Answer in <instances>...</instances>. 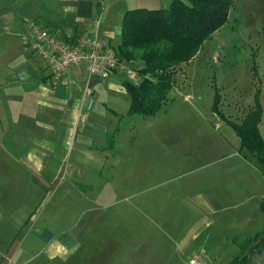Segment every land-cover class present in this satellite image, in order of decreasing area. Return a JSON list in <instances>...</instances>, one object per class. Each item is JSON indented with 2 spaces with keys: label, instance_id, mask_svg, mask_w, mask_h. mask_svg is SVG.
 Instances as JSON below:
<instances>
[{
  "label": "rangeland",
  "instance_id": "374dc122",
  "mask_svg": "<svg viewBox=\"0 0 264 264\" xmlns=\"http://www.w3.org/2000/svg\"><path fill=\"white\" fill-rule=\"evenodd\" d=\"M20 55L35 67L44 64L38 55ZM119 76L95 81L92 107L83 109L88 118L75 131L89 130L81 136L90 145L84 151L90 149L99 160V169L83 170L84 200L64 194L60 172L41 170L36 173L54 185L49 191L37 187L35 197L24 203L23 181L32 172L20 171V223L37 206L36 214L41 208L42 213L33 229L34 220L12 228L10 236L1 230L0 249L14 240L18 251L13 264L27 259L23 264H37L45 255L39 249L45 242L35 235L38 224L48 221L60 231L63 226L55 218L62 223L65 214L73 213L71 232L79 231L78 239L84 229L95 228L87 241L99 237L102 243L130 247L131 252L123 251L124 259L116 256L117 264H190V258H198L197 264H226L237 253L238 242L264 226L259 208L260 202L264 205V172L240 148L228 122L243 119L256 90L264 107V0H233L226 22L177 69L168 99L154 114H127L129 95ZM261 117L264 137V111ZM78 146L73 144L70 155L91 165ZM4 157L6 165L9 156ZM4 169L2 181L12 185L17 171ZM6 201L11 207V198ZM56 208H63V214ZM59 239L63 244V235ZM185 244L189 250L183 256Z\"/></svg>",
  "mask_w": 264,
  "mask_h": 264
},
{
  "label": "crops",
  "instance_id": "0c3cea01",
  "mask_svg": "<svg viewBox=\"0 0 264 264\" xmlns=\"http://www.w3.org/2000/svg\"><path fill=\"white\" fill-rule=\"evenodd\" d=\"M171 1L0 0V232L1 230L5 232L6 229L7 235L10 236L12 228L17 229V226L19 229L24 228L29 221L34 220L29 228L33 229L37 225V216L40 215V212L42 213L41 208L36 214L37 206L29 211L27 217L20 223L22 218L18 219L17 217L21 213L22 206L18 194L20 171L32 172L27 181H23L22 186L26 187L27 199L24 203L35 197L37 187L41 191L46 187L49 191L54 185L53 182L48 183L49 180L42 177L43 175L36 173L41 170L60 172L64 194L67 192L77 194L78 202H82L85 195V190L80 182L83 170L99 169L98 157L94 156L89 151L90 149L84 151V148H90V145L81 140L82 134L89 130L85 129L83 132L75 133L80 114L85 115V122L88 118L85 101L81 99L85 66H72L70 71L62 77L58 86L49 85V70L45 66V62L43 65L38 64L35 67L27 62L29 58L24 59L20 55L23 53V56L27 57L26 54H28L30 57L31 54L20 40V34L26 31V22L35 20L48 29L57 30L63 38L69 40H74L82 35L97 34L108 46L116 48L120 41L121 20L126 10L166 8ZM113 41L117 43L111 45ZM21 47L27 52L21 51ZM20 67L22 69H19ZM15 69H17L16 72ZM112 73L113 75H111ZM114 75L121 76L120 86L126 92L123 80L127 78L123 76V72L119 70L109 72L106 77ZM84 108L86 111L83 110ZM110 111L116 114L113 109ZM263 111L264 107L262 106V113ZM262 122L261 117L258 128ZM259 132L261 134L260 129ZM261 136L263 137L262 134ZM74 143L80 146V149L76 148V150H80V154L86 152L91 165L83 163L81 158L73 156L74 154L70 155V148ZM4 156H9L6 165ZM21 160H23L22 165L20 164ZM5 166L15 168L17 171L13 182H11L12 185L9 186L2 181ZM54 182L58 184L59 177H56ZM51 195L52 193L49 196ZM8 198H11V207H6L7 201L4 203V199ZM81 206L79 205L80 209ZM72 208L71 206L70 209ZM259 208L264 211V205L261 202ZM56 210L63 214V208L60 210L56 208ZM76 213L78 211L74 212V214ZM74 217L73 213L70 215L67 213L64 215L62 223L55 218L57 226H63L61 227L63 232L58 229L52 230L48 221L42 225L38 224L35 235L37 239L45 242L44 246L39 247L45 255L37 264H117V255L124 259L126 253L132 251L125 245L102 243L99 237L87 241L95 235V228L84 229L81 233L83 238L78 239L76 234L79 231L71 232L73 228L70 226L72 222L70 218ZM92 218L93 216H91ZM263 229L264 226H260L254 234L246 235L241 240L247 236H253ZM60 235H63V244L59 239ZM260 237H264V233ZM186 250H189V244H185L180 249L183 256H185ZM17 251L18 248L14 240L10 241L8 245H5L4 250L0 249V264H13ZM130 256L131 254L128 255L129 258ZM29 261L30 259L19 261V264ZM124 261L126 262V260ZM144 264H151V262ZM250 264H264V247L251 254Z\"/></svg>",
  "mask_w": 264,
  "mask_h": 264
},
{
  "label": "trees",
  "instance_id": "16d2710c",
  "mask_svg": "<svg viewBox=\"0 0 264 264\" xmlns=\"http://www.w3.org/2000/svg\"><path fill=\"white\" fill-rule=\"evenodd\" d=\"M233 0H172L166 8H133L123 14L120 41L114 49L130 60L140 77L128 78L123 86L129 95L127 114L152 115L168 99L178 68L189 62L203 42L228 17ZM254 95V105L240 122L228 120L240 140V148L264 172V139L258 124L262 108ZM216 107V106H215ZM264 229L238 244V253L227 264H250L251 254L264 247Z\"/></svg>",
  "mask_w": 264,
  "mask_h": 264
},
{
  "label": "built area",
  "instance_id": "2783aa9c",
  "mask_svg": "<svg viewBox=\"0 0 264 264\" xmlns=\"http://www.w3.org/2000/svg\"><path fill=\"white\" fill-rule=\"evenodd\" d=\"M24 46L35 55L41 57L49 70V85L56 87L62 77L72 66H85L81 99L87 109L92 107V84L97 79L105 78L109 72L121 71L129 80H140L132 68L130 60H123L116 55L114 48L108 46L97 34L82 35L74 40L63 38L57 30H51L35 20L26 22V31L20 34ZM85 122V115L80 114L77 123ZM198 258H191V264H197Z\"/></svg>",
  "mask_w": 264,
  "mask_h": 264
}]
</instances>
